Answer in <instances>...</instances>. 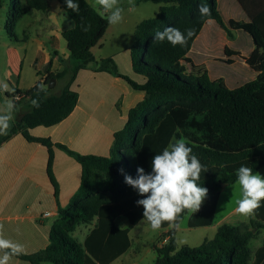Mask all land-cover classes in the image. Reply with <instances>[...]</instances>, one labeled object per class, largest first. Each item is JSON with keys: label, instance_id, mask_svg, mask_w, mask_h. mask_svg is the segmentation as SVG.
<instances>
[{"label": "trees", "instance_id": "1", "mask_svg": "<svg viewBox=\"0 0 264 264\" xmlns=\"http://www.w3.org/2000/svg\"><path fill=\"white\" fill-rule=\"evenodd\" d=\"M243 19L231 18L219 0H140L162 4L159 13L142 21L136 29V44L131 49L133 68L147 78L139 85L121 75L111 58L98 62L92 49L103 38L110 24L87 0H74L78 11L58 0L73 27L62 33L70 52L63 71L47 70L45 78L27 91L15 90L16 113L24 110L9 133L0 138V146L16 134L49 149L48 175L58 199L59 187L53 174V147L66 152L83 169L79 190L67 207H59V217L51 230L48 247L34 255H19L31 264H112L132 245L131 232L144 221L143 207L136 201L144 197L125 183L124 176L136 177L137 167L151 172L152 158L181 138L206 171L198 183L208 189L201 209L188 216L189 228L210 227L222 184L237 183L236 171L250 167L253 173L264 168V0H235ZM206 4L211 16L201 17L199 6ZM0 4V9H1ZM26 9L50 12L49 0H10L6 30L14 35ZM230 36L237 33L231 47L221 58L201 56L194 51L197 38L209 21ZM90 26V27H89ZM89 27L88 31L83 28ZM175 27L185 35H194L187 44L173 46L167 40H155L157 32ZM240 49L235 51L234 49ZM205 62L207 64H205ZM94 68L126 80L135 90L145 93L144 100L129 113L126 126L115 134L109 157L82 155L63 144L38 139L30 134L36 127H52L67 119L79 102V93L71 89L81 70ZM51 80L60 92L50 90ZM44 90L38 92V87ZM20 96V100H15ZM39 102L34 107L32 101ZM123 169V173L121 172ZM125 217L128 226L121 229L117 219ZM249 224L222 225L201 248H179L178 229H171L162 239L168 242L154 246V264H264L263 244L253 253L250 242L254 229L264 228V202ZM85 241L75 232L82 225H92ZM165 223L161 229H167Z\"/></svg>", "mask_w": 264, "mask_h": 264}, {"label": "crops", "instance_id": "2", "mask_svg": "<svg viewBox=\"0 0 264 264\" xmlns=\"http://www.w3.org/2000/svg\"><path fill=\"white\" fill-rule=\"evenodd\" d=\"M219 1L228 10L231 18L243 19L245 17L235 0ZM49 5L50 12H45L44 17L31 21L23 30L24 41L26 43L33 42L37 51L34 65L38 77L35 78L36 80L30 88L22 89L20 85L23 63L20 62V71L13 68L12 72H9L18 78L14 86L15 90L27 91L33 88L39 81L44 80L47 70L52 73L63 71L69 62L70 52L67 42L63 45L62 33L65 29L72 28L73 22L68 28L54 26L52 21H54L55 15L50 0ZM53 5L57 12H64L59 2H54ZM29 11L26 9L25 16L18 22L16 28L26 18ZM138 25L134 28L132 37L131 34L128 36L116 34L115 27L110 24L105 35L92 51L98 62L111 58L121 75L129 77L139 85H144L147 78L135 72L131 57V49L136 44L135 33ZM232 34L233 39L229 43L221 45L220 41L223 36L229 34L210 20L198 36L194 51L201 56L221 58L225 48L231 47L237 39V33L233 32ZM205 64L207 63L205 62ZM62 87L63 84H59V86L56 84L55 89L59 88L56 92H60ZM71 89L79 93V102L71 115L56 126L33 128L30 130V134L38 139H49L54 144L66 145L82 155L109 157L115 134L126 126L130 111L144 100L145 93L135 90L123 78L108 72H97L93 67L81 70ZM1 94L7 96L8 93L0 92ZM53 155V174L59 187L58 199L47 171L49 149L45 145L30 142L19 133L0 146V224L3 225L6 238L25 246V254L21 255H34L48 247L52 226L59 217V207H67L81 186L83 175L81 164L56 146L53 147ZM258 173L264 174V168ZM221 197L222 190L215 220ZM231 213L237 215L235 209ZM122 218L117 219L116 224L119 228L124 229L127 226L120 225ZM228 219L229 215L225 213L221 218V223L228 224ZM253 219H255L254 216L242 224H249ZM94 225L95 223L82 225L86 226L84 231L82 226L77 229L75 236L76 233L83 232V238L78 239L80 242L85 241ZM170 230L169 228L164 229L160 240L153 245H159L161 239ZM255 230H253L254 233ZM131 248L112 264H132L131 255V259H126ZM11 264L31 263L19 257H13Z\"/></svg>", "mask_w": 264, "mask_h": 264}, {"label": "clouds", "instance_id": "3", "mask_svg": "<svg viewBox=\"0 0 264 264\" xmlns=\"http://www.w3.org/2000/svg\"><path fill=\"white\" fill-rule=\"evenodd\" d=\"M67 8L78 11L79 5L74 0H65ZM97 9L106 16L111 25H117L124 19V8L120 0H95ZM134 10V0H128ZM201 17L211 16V9L206 4L199 6ZM210 22V20H209ZM90 27V26H89ZM89 27L83 28L88 31ZM194 35L193 29H188L185 35L175 27H167L155 34V40H167L173 46H184ZM44 90V85L38 87V92ZM0 92L14 95L15 89L5 81L0 80ZM34 107L39 102L32 101ZM14 99H6L0 105V135H7L11 121L16 111ZM197 156L192 154V148L185 139L181 138L165 147L156 154L151 161V172L146 173L143 167H137L136 177L124 176L125 183L135 189L138 195L136 204L143 207V219L153 231H159L166 223L169 229H177L183 214L197 213L208 194V189L201 186V173L205 172ZM123 173V169H121ZM237 184L241 190V197L237 200L235 212L245 218L252 217L264 202V176L253 173L250 167L241 165L236 171ZM25 254V246L4 236L3 225L0 224V264H11L13 257Z\"/></svg>", "mask_w": 264, "mask_h": 264}, {"label": "rangeland", "instance_id": "4", "mask_svg": "<svg viewBox=\"0 0 264 264\" xmlns=\"http://www.w3.org/2000/svg\"><path fill=\"white\" fill-rule=\"evenodd\" d=\"M53 13L55 15L52 24L56 27L60 26L63 28H68L72 24V20L64 12H57L54 7V2L58 3V0H50ZM96 9L99 6L96 4L95 0H88ZM140 0H134L135 8L134 10H129L132 6L128 4V0H120L121 7L124 8V19L121 23L113 25L116 34L128 36L129 34L133 37V30L142 21L153 18L156 16L162 4H155L152 2H139ZM23 4L26 5V0H22ZM0 79L9 84L10 87L14 88L18 78L13 76V68H17L20 71V62L23 63L22 71V81L21 88L28 89L32 86L35 78L38 77L37 69L34 65L36 60L37 51L33 42L26 43L23 38V30L25 26L31 21L36 20L39 17H44L45 12L30 10L26 18L21 22V24L15 29V34L10 36L6 30V23L9 17V6L10 0H0ZM159 9V10H158ZM158 11V12H157ZM233 38L229 35L223 36L220 43L224 45L229 43ZM63 45L66 41L63 39ZM9 74V75H8ZM59 88L56 89L58 91ZM6 99H9L5 94L0 95V105H3ZM23 109L14 113L12 119L11 128L14 123L20 118L23 113ZM9 130V131H10ZM8 131V133H9ZM6 135H0V138ZM264 176V174H261ZM241 197V190L237 183L222 187V197L220 205L218 208L216 220L211 227H201V228H189L188 227V216H185L180 222L178 227V244L180 247L187 246L191 248H201L204 240L211 239L215 236L217 230L225 223H221V218L225 213L229 215L227 223L229 225H239L247 222L250 217L245 218L239 214L232 215L233 209L237 207V200ZM128 219L123 217L120 220V225L128 226ZM86 226H82L84 231ZM164 229L159 231H153L150 225L146 221H142L131 233L132 248L126 259L132 257V264H154L155 258L157 257L154 249V243L160 240V236ZM256 236L250 243V247L255 253L257 248L263 243L264 230H255ZM75 236V234H74ZM77 239L83 238V232L76 233ZM129 259V261H130Z\"/></svg>", "mask_w": 264, "mask_h": 264}, {"label": "water", "instance_id": "5", "mask_svg": "<svg viewBox=\"0 0 264 264\" xmlns=\"http://www.w3.org/2000/svg\"><path fill=\"white\" fill-rule=\"evenodd\" d=\"M56 84H57L56 80H51V82H50V84H49V86H48V89H50V90L55 89ZM228 185H229V184L224 183V184H222V187H225V186H228Z\"/></svg>", "mask_w": 264, "mask_h": 264}, {"label": "built area", "instance_id": "6", "mask_svg": "<svg viewBox=\"0 0 264 264\" xmlns=\"http://www.w3.org/2000/svg\"><path fill=\"white\" fill-rule=\"evenodd\" d=\"M15 100H20V96H16ZM168 242V237H165L160 243H159V247L164 246L166 243Z\"/></svg>", "mask_w": 264, "mask_h": 264}]
</instances>
